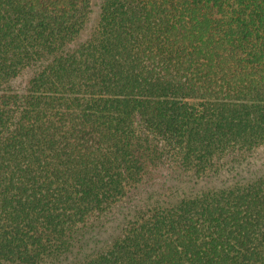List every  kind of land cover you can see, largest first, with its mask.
<instances>
[{
  "label": "trees",
  "instance_id": "obj_1",
  "mask_svg": "<svg viewBox=\"0 0 264 264\" xmlns=\"http://www.w3.org/2000/svg\"><path fill=\"white\" fill-rule=\"evenodd\" d=\"M0 264H264V0H0Z\"/></svg>",
  "mask_w": 264,
  "mask_h": 264
}]
</instances>
